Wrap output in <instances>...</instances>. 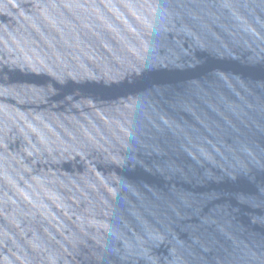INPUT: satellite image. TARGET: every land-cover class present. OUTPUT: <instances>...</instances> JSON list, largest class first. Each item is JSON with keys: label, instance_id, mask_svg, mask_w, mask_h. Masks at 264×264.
<instances>
[{"label": "water", "instance_id": "obj_1", "mask_svg": "<svg viewBox=\"0 0 264 264\" xmlns=\"http://www.w3.org/2000/svg\"><path fill=\"white\" fill-rule=\"evenodd\" d=\"M0 264H264V0H0Z\"/></svg>", "mask_w": 264, "mask_h": 264}]
</instances>
